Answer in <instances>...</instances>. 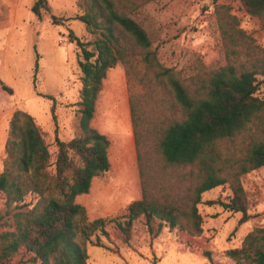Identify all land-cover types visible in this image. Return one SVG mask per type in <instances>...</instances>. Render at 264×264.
I'll list each match as a JSON object with an SVG mask.
<instances>
[{
	"label": "trees",
	"instance_id": "1",
	"mask_svg": "<svg viewBox=\"0 0 264 264\" xmlns=\"http://www.w3.org/2000/svg\"><path fill=\"white\" fill-rule=\"evenodd\" d=\"M150 1L82 0L79 6L84 11L73 18L50 15L55 25L77 19L98 35L83 41L68 30L80 70L77 132L68 140L58 138L53 102L57 150L52 163L33 116L16 109L9 119L0 172V264L19 251L33 264H87L86 247L78 237L88 239L100 231L108 238V217L90 220L75 198L87 193L93 177L109 168L108 139L90 125V119L107 69L119 59L124 62L129 53H139L146 69L166 83L176 108L166 107L165 98L142 85L141 79L134 80L125 63L141 199L126 206L124 220H113L124 242L130 244L133 222L139 217L154 236L163 226L200 235L203 226L197 205L201 195L226 182L231 190L228 200L206 203L240 212L239 223L247 220V198L239 177L264 166V98L258 95L264 48L239 27L227 4L213 0L226 63L188 86L158 61L148 32L131 16ZM237 1L264 29V0ZM40 9L49 12L48 0L34 1L31 10L38 18ZM37 66L35 61L34 86ZM0 86L12 93L1 80ZM37 94L54 101L53 96ZM226 140L237 144V152L227 156V168L221 151ZM96 237L93 245L114 251L100 235ZM226 253L236 264H264V227H255L239 247ZM204 255L216 264L208 252Z\"/></svg>",
	"mask_w": 264,
	"mask_h": 264
},
{
	"label": "rangeland",
	"instance_id": "2",
	"mask_svg": "<svg viewBox=\"0 0 264 264\" xmlns=\"http://www.w3.org/2000/svg\"><path fill=\"white\" fill-rule=\"evenodd\" d=\"M34 1L0 0V34L9 48L0 59V80L12 89L9 94L0 86V172L5 158L9 116L16 107L33 116L48 145L51 163L57 150L51 114L53 102L56 135L61 140H68L75 135L78 121L76 102L79 100L81 82L77 48L75 43H66L67 33L70 29L83 41L92 40L98 35L77 19H70L61 25L51 22V14L73 18L82 13L84 10L79 6L82 0H48L50 10L46 12L40 9V18L31 10ZM216 3L227 4L230 13L236 16L239 27L264 48V29L260 28L257 19L244 11L237 0H218ZM216 3L213 0H151L131 13L148 32L151 48L158 61L177 72L188 86L226 63L222 33L214 10ZM63 50H66L65 56L61 55ZM47 53H55L54 61L64 70L65 76L55 75L49 70L48 61L45 62V69L42 58ZM129 54L124 62L117 60L123 64L124 71L125 63L128 62L134 80L141 79L142 85L153 88L158 96L166 99V107L174 110L176 106L167 92L166 83L146 69L139 53ZM48 57L53 58L51 54ZM35 61L38 66L34 86ZM261 79L258 95L264 98V77ZM70 86L71 92L65 96ZM37 91L53 96L54 101L38 95ZM103 101L113 103L114 93H106ZM122 104H125L124 100ZM221 151L227 168V156L237 152V144L226 140L221 145ZM49 169L52 170L53 165ZM225 172L227 169L222 173ZM101 177L103 175L97 178ZM108 178L105 185L109 188L105 190L109 196L122 202L131 199V190L124 183L117 182L116 178ZM239 179L247 198L248 218L245 222L239 223L240 212L227 210L219 203H206L217 198L226 202L231 194L227 182L202 193L197 208L202 216L203 229L198 236L166 226L154 236L147 232L144 218L139 217L133 222L128 245L113 221L115 218L124 220L122 216L125 211L120 210L107 218L110 220L105 226L108 238L100 231L88 239L78 237L86 247L87 264H212L209 257L204 255L206 252L216 264H236L226 251L239 247L245 235L255 227H264V166L242 174ZM97 235L114 251L93 245ZM26 258L19 251L6 264H33Z\"/></svg>",
	"mask_w": 264,
	"mask_h": 264
},
{
	"label": "crops",
	"instance_id": "3",
	"mask_svg": "<svg viewBox=\"0 0 264 264\" xmlns=\"http://www.w3.org/2000/svg\"><path fill=\"white\" fill-rule=\"evenodd\" d=\"M2 37L0 34V59L9 51L8 43ZM66 43L74 42L67 39ZM49 54L52 55V59H48ZM61 55L65 56L66 50H63ZM55 57V53L44 55L42 58L43 66L46 69L45 62L48 61L49 70H52L55 75L65 76L64 70L55 63ZM69 92H71V86L70 90L64 93L65 96H68ZM111 92L114 93L115 101L105 103L103 101L104 95ZM78 99H80V93ZM123 100L124 105L122 104ZM16 109L20 108L16 107L13 111ZM90 125L108 139L107 156L109 161L108 170L98 175L99 177L103 175V177H93L95 180L92 179L89 191L77 195L75 198L77 203L85 207L88 218L93 220L109 217L120 210L125 211L130 202L141 199L139 167L128 104L127 81L123 64L120 62H116L113 67L108 68L105 77L102 79ZM108 177L116 178L117 182L124 183L125 187L131 190V199L122 202L121 199H113L112 196H109V192L105 190V188H109L105 185Z\"/></svg>",
	"mask_w": 264,
	"mask_h": 264
}]
</instances>
